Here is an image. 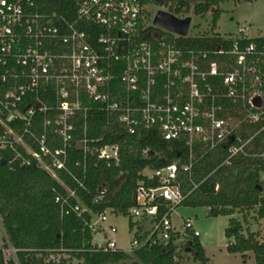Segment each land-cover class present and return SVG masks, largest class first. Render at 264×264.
Instances as JSON below:
<instances>
[{"label":"built area","instance_id":"built-area-1","mask_svg":"<svg viewBox=\"0 0 264 264\" xmlns=\"http://www.w3.org/2000/svg\"><path fill=\"white\" fill-rule=\"evenodd\" d=\"M224 1L58 0L61 8H51L49 0H0V152L9 153H0V162L39 166L59 181L64 170L85 189L90 157L119 163L120 136L155 130L165 141L182 142L184 161L167 163L164 155L162 167L142 172L152 184L138 183L137 204L129 210L137 229L129 254L188 250L200 237L192 219L178 229L173 214L199 186L184 192L181 175L192 180L212 151L226 150L219 167L238 157L254 159L264 200V137L258 138L264 133V42L249 43V26H241L210 47L192 46L184 39L214 34L191 33L192 20L186 36L154 23L161 10L185 19L204 16L197 10L207 5L209 14ZM249 126L256 128L250 132ZM93 131L100 135L90 136ZM71 150L82 154L76 162L81 177L68 167ZM158 155L143 149L146 159ZM97 192L93 203L105 202L107 189ZM56 202L94 234L116 213L109 207L94 212L73 189ZM258 239L264 243V234ZM92 244V251L120 249L112 239L93 238Z\"/></svg>","mask_w":264,"mask_h":264},{"label":"trees","instance_id":"trees-1","mask_svg":"<svg viewBox=\"0 0 264 264\" xmlns=\"http://www.w3.org/2000/svg\"><path fill=\"white\" fill-rule=\"evenodd\" d=\"M51 8H61L58 0H49ZM210 6L198 8V13L209 11ZM222 15V9L216 8L211 24L213 36L184 39L186 44L210 47L221 41L215 33ZM249 43L264 42V37L252 38ZM256 126H249L253 132ZM100 132H91L90 136H99ZM264 133L259 135V139ZM119 139V138H118ZM108 141H117V137L108 136ZM120 161L97 160L90 157L87 164L85 189L81 188L72 176L64 170H58L54 178L39 166L11 167L0 162V219L6 232L3 247L0 248V264H68L65 258L59 262L49 259L51 256L68 255L78 259L80 264H118L132 261L131 264H179L175 248L165 250L161 247L136 250L132 254L124 250L92 251L94 233L84 225L83 219L75 214L63 215L61 206L56 202L58 194L66 195L67 189L76 190L82 203L101 212L112 208L116 213L129 216L130 208L136 206L138 183L152 182L142 172L147 167L160 168L165 162L171 163L178 158L185 160L188 150L182 142L165 141L155 130L141 136H120ZM151 147L161 154L151 159L143 157V149ZM9 157L8 152H0ZM225 149L208 153L194 169L192 180L188 175H181L182 189L187 192L199 186L187 197L183 205L210 208L209 216H231L225 235L233 239L227 245L229 253L253 252L256 264H264V243L258 239V232L247 233L243 224L234 217L236 212L256 210L257 218L264 219V200L260 199L259 168L256 161L249 157H238L232 165L221 166ZM82 157L77 150L70 151L68 167L78 176L81 169L76 162ZM107 189L105 202L94 204L97 188ZM86 220L91 215L84 213ZM246 220V219H245ZM130 219V226L133 228ZM12 247L15 258H7L5 249ZM192 250L196 264H210L205 247L198 238L193 240Z\"/></svg>","mask_w":264,"mask_h":264},{"label":"rangeland","instance_id":"rangeland-1","mask_svg":"<svg viewBox=\"0 0 264 264\" xmlns=\"http://www.w3.org/2000/svg\"><path fill=\"white\" fill-rule=\"evenodd\" d=\"M151 8L157 11L160 6L153 3ZM220 8L222 9V15L215 32L226 36L236 33L241 26H249L248 33L251 38L264 37V0L243 3H239L238 0H225ZM214 11L204 16L192 14L191 33L198 31V34L202 35L211 32V20ZM145 173L151 174L149 170H145ZM209 211L210 208L204 206L181 205L174 212L173 221L175 226L181 229L185 219L190 218L193 220L196 230L200 232L198 239L206 249L210 264H256L255 255L251 251L246 252V255L228 252L227 245L234 241L225 235V229L229 225L231 216L211 217ZM234 217L242 222L245 233L248 231L258 232V238L261 234H264V219L257 218L256 210L243 213L236 212ZM94 220L97 221L98 218L95 217ZM111 227L116 228V231H112ZM136 230V228L130 226V216L109 213L107 221L99 222L97 231L94 234V241L95 243H103L108 239H112L117 242L118 248L130 252L132 250L131 240L134 238ZM5 238L6 232L0 219V248L3 247ZM177 249L178 256L176 260L179 264H196L193 250H187L184 246ZM5 255L7 258H17L16 251L11 246L5 249ZM60 258H65L68 264L81 263L78 259H71L68 255H54L49 259H55L59 262ZM131 262L129 260L118 264H131Z\"/></svg>","mask_w":264,"mask_h":264},{"label":"water","instance_id":"water-1","mask_svg":"<svg viewBox=\"0 0 264 264\" xmlns=\"http://www.w3.org/2000/svg\"><path fill=\"white\" fill-rule=\"evenodd\" d=\"M253 0H238L239 3H243V2H252ZM191 17H187L185 19H179L176 16L164 12V11H159L156 18H155V25L165 28L167 30L176 32L178 34H181L183 36H186L188 34L189 31V27L191 24ZM2 164H6L7 161L6 159H2L1 160ZM260 189V187H259ZM190 247L188 248V250H192L191 248V242H190Z\"/></svg>","mask_w":264,"mask_h":264},{"label":"crops","instance_id":"crops-1","mask_svg":"<svg viewBox=\"0 0 264 264\" xmlns=\"http://www.w3.org/2000/svg\"><path fill=\"white\" fill-rule=\"evenodd\" d=\"M206 250V249H205Z\"/></svg>","mask_w":264,"mask_h":264}]
</instances>
